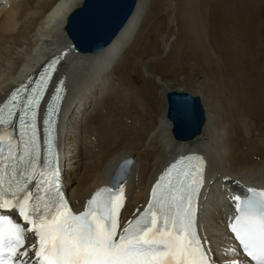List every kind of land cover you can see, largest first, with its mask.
I'll return each mask as SVG.
<instances>
[{"label":"bare ground","instance_id":"6f19581e","mask_svg":"<svg viewBox=\"0 0 264 264\" xmlns=\"http://www.w3.org/2000/svg\"><path fill=\"white\" fill-rule=\"evenodd\" d=\"M21 1L0 0V100L26 73L51 54H58L61 61L57 73L64 77L67 87L60 113L59 138L63 147L64 180L72 206L81 209L88 194L101 184H106L123 159L132 158L129 172L120 185L125 193L121 220L126 221L145 206L152 182L165 163L178 152L197 150L207 159V180L199 206V229L209 244L208 249L222 250L227 247L230 251V246L226 244L228 239L222 233V222L229 212L228 198L243 183L264 186V160L256 161L252 157L264 152V143L254 142L255 147L248 144V148L253 147L250 150L238 148L242 145L234 141L238 136L248 140L252 136L247 126L245 127V120L241 119L243 117L238 118L239 112L235 110V134L230 133L232 120L227 119L215 101L211 100L210 90L204 79L197 81L195 86L208 90V95L201 99L206 121L201 133L192 140L177 141L172 137L171 124L165 116V93L170 89L166 88L164 81L157 79L161 87V111L148 128H141L138 124L141 129L134 134L138 137L135 138L136 141L130 138L135 128L123 125V133L124 129L128 131L123 136L122 133H112L106 125L103 128L105 134L115 135V138L124 137L122 141L118 138L119 142H113L115 149L108 151V140L99 141L94 136L92 125L85 122L92 119L91 110L94 109L90 107L99 104L109 95L111 72L141 28L150 0H137L132 14L118 34L97 53L71 51V41L63 29L66 14L77 7L81 0H55L46 10L40 11V14L33 9L31 19H24L25 15L19 11L17 4ZM35 4V8L43 10L40 0ZM10 42H13L14 47L8 53L5 47ZM140 107L143 108L142 105ZM143 115L144 113L141 116ZM83 122L87 125L85 128L80 125ZM235 136L237 137L234 138ZM219 180L223 183H216ZM29 241L32 240L29 238L28 244ZM30 252L32 255L33 250Z\"/></svg>","mask_w":264,"mask_h":264},{"label":"rangeland","instance_id":"374dc122","mask_svg":"<svg viewBox=\"0 0 264 264\" xmlns=\"http://www.w3.org/2000/svg\"><path fill=\"white\" fill-rule=\"evenodd\" d=\"M35 2L17 4L24 19H31L33 9L40 14L55 0H40L43 10L35 8ZM13 42L6 52H11ZM111 76L109 95L90 107L92 119L85 121L99 141L108 140L106 150L115 149L112 144L118 138L124 139L105 134L106 125L123 136L128 131L123 133L122 127L129 125L135 128L130 138L137 139L134 134L155 121L162 108L156 79L164 81L167 89L183 88L201 99L210 90L211 100L232 120L230 133L235 134V110L245 120L252 136L250 140L235 136L239 139L234 141L242 144L238 148L253 149L257 142L264 143V0H150L141 28ZM202 79L208 90L195 86ZM85 122L80 124L84 128ZM252 157L264 160V152Z\"/></svg>","mask_w":264,"mask_h":264},{"label":"water","instance_id":"95a60500","mask_svg":"<svg viewBox=\"0 0 264 264\" xmlns=\"http://www.w3.org/2000/svg\"><path fill=\"white\" fill-rule=\"evenodd\" d=\"M137 0H81L65 16L63 29L70 39V49L97 53L108 46L132 14ZM165 116L171 124L172 137L189 141L198 136L205 124V110L199 94L183 88L165 93ZM133 162L123 159L112 174L111 187L122 183Z\"/></svg>","mask_w":264,"mask_h":264}]
</instances>
